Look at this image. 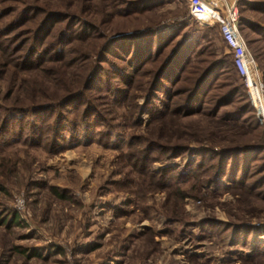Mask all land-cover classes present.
<instances>
[{"label": "rangeland", "instance_id": "obj_1", "mask_svg": "<svg viewBox=\"0 0 264 264\" xmlns=\"http://www.w3.org/2000/svg\"><path fill=\"white\" fill-rule=\"evenodd\" d=\"M0 264H264V128L184 0H0Z\"/></svg>", "mask_w": 264, "mask_h": 264}, {"label": "built area", "instance_id": "obj_2", "mask_svg": "<svg viewBox=\"0 0 264 264\" xmlns=\"http://www.w3.org/2000/svg\"><path fill=\"white\" fill-rule=\"evenodd\" d=\"M188 14L199 24L215 25L232 65L241 78L264 128V99L262 84L255 62L246 48L239 28L238 11L234 0H184ZM253 92V93H252Z\"/></svg>", "mask_w": 264, "mask_h": 264}, {"label": "trees", "instance_id": "obj_3", "mask_svg": "<svg viewBox=\"0 0 264 264\" xmlns=\"http://www.w3.org/2000/svg\"><path fill=\"white\" fill-rule=\"evenodd\" d=\"M189 108L185 111L186 112V115H191V113L188 112V110H190Z\"/></svg>", "mask_w": 264, "mask_h": 264}, {"label": "bare ground", "instance_id": "obj_4", "mask_svg": "<svg viewBox=\"0 0 264 264\" xmlns=\"http://www.w3.org/2000/svg\"><path fill=\"white\" fill-rule=\"evenodd\" d=\"M253 93V92H252Z\"/></svg>", "mask_w": 264, "mask_h": 264}]
</instances>
